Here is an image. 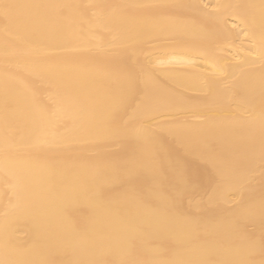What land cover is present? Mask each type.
I'll use <instances>...</instances> for the list:
<instances>
[{"label":"bare ground","instance_id":"bare-ground-1","mask_svg":"<svg viewBox=\"0 0 264 264\" xmlns=\"http://www.w3.org/2000/svg\"><path fill=\"white\" fill-rule=\"evenodd\" d=\"M0 264H264V0H0Z\"/></svg>","mask_w":264,"mask_h":264}]
</instances>
